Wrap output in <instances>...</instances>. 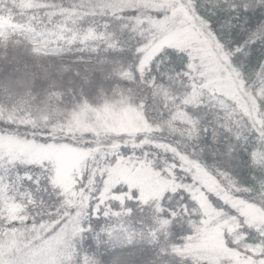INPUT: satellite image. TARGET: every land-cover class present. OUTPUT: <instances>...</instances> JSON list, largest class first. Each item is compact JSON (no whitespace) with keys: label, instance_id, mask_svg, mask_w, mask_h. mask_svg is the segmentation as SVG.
Masks as SVG:
<instances>
[{"label":"snow or ice","instance_id":"obj_1","mask_svg":"<svg viewBox=\"0 0 264 264\" xmlns=\"http://www.w3.org/2000/svg\"><path fill=\"white\" fill-rule=\"evenodd\" d=\"M183 7L188 9L189 14H194V18L207 23V32L214 34L223 44L221 36L224 33L225 25L230 24L219 9H214L210 0H177L170 8L160 11H143L140 8L124 10L112 15H100L85 20L84 27H95L98 32L110 34L108 44H115L117 50L108 45L101 44L100 52L107 53V57L112 63L127 64L133 70L135 82L140 85V75L135 72V68L141 65L145 59L147 51L152 47L159 46L163 33L158 34L151 25L153 21L159 23L169 19L173 12ZM242 10L247 14L250 12H264V3L256 0L254 7L242 6ZM145 18H147L146 22ZM239 17H237L238 19ZM177 21L182 20V16L176 17ZM264 23V16L260 18ZM187 21H185V25ZM232 43L226 47V51L232 55L229 57L230 66L225 65L229 72L238 75L244 85L246 92L255 95L257 92H264V57L256 54L259 46L264 51V40L257 45L256 41L249 43L243 34H238L229 28ZM207 32L205 34H207ZM34 39L36 37H33ZM100 53L98 52L97 55ZM199 61L194 51L191 49L179 50L174 47H161L158 54L148 65L147 74L144 76V84L136 88L137 103L143 100L146 109L152 110L153 119L158 120L161 127L160 132L154 133L150 139L153 143H145L140 148V153L149 159L159 161L158 170L164 171L166 167H171L178 183L194 190L204 191L195 179L194 170L186 167L185 159L188 161H202L205 166L211 159L213 163H224L228 165L233 175L238 178V186L246 191L234 193L250 202H264V167L257 168L252 165L251 155L257 147L264 148V129L259 133L249 123L243 115L235 110L233 105H229L220 111L219 105L221 97L209 95L204 91L201 95V106L198 108L186 109L197 121L201 132L200 147L195 145H183L173 138L164 127V122L171 116L172 105L165 109L163 100L153 96L154 88L169 89L171 95L177 97L175 104L183 107L181 101L185 99L193 89L190 86L195 81L193 70L200 71ZM52 73L53 79L56 77V68L46 69ZM84 78L88 73L77 69ZM193 76V81L189 77ZM72 77V73H66L64 81ZM177 78L179 83H177ZM73 82L80 80V76L72 77ZM62 81L61 83H63ZM151 83L152 87H148ZM203 84L204 81H199ZM83 87V85H81ZM128 87H135L128 85ZM0 89L9 98L6 104L9 112L15 105V93L18 91L16 80L11 77L0 81ZM88 95L97 94V86L92 82L88 85ZM262 110L260 118L264 119V101L261 102ZM23 115V113H21ZM232 119L241 121L242 136L237 138L235 128L231 125ZM53 121H48L47 126H41L37 120L35 125L18 124L13 120L9 122L7 118L0 119V139H12L18 144L35 143L38 145H48L53 143L50 136V125ZM225 127H232L233 131H225ZM166 145H171L175 151H167ZM200 148L210 149V152H200ZM123 148L118 155H123ZM24 153H10L0 150V264H131L129 256L131 254L118 253L110 259L101 256L98 260L95 256L88 257V251H95L102 246V241L107 238L120 244L121 237L117 234L116 228L106 226V222L113 217L117 219L121 215L131 218L135 210L125 201L122 208H111V211L101 206L97 207L99 200L94 204L89 200L87 209L72 208L65 203V197L53 186L54 168L47 161L41 160L39 163L29 162ZM112 160L105 159V164L112 163ZM100 167L101 165H97ZM156 166V165H154ZM167 175V172L164 173ZM219 179V176H217ZM84 183L87 182L85 177ZM210 202L218 210L229 215L236 213L231 210L221 200L211 194L205 193ZM132 199L137 204V194L133 192ZM10 205L22 207L24 210L19 213V218H12L8 214ZM164 207L167 211L164 216L169 217L170 213H177V221L180 217L183 222L188 219L199 220L200 213L193 195L186 189H182L165 197ZM146 205H140L141 214L144 213ZM185 211L188 215L185 216ZM195 211L196 215H192ZM154 219V217H153ZM182 222V223H183ZM52 225L48 228L46 226ZM78 225L79 244H76L77 237L71 233V228ZM127 232V229H121ZM155 231L149 227V235ZM175 238H180L177 242L183 243L185 233L181 228L174 229ZM243 240L236 245L237 248L244 246L264 248V228L253 231L245 228L243 230ZM143 237L144 233H140ZM130 246L132 237L129 236ZM157 241H153L155 243ZM76 251L73 254L72 248ZM71 255V259L69 256ZM247 255V253H246ZM259 264L264 260V253L259 257H253ZM179 261L169 248L161 247L156 257L149 264H174ZM180 264H192L191 261H182Z\"/></svg>","mask_w":264,"mask_h":264},{"label":"trees","instance_id":"obj_2","mask_svg":"<svg viewBox=\"0 0 264 264\" xmlns=\"http://www.w3.org/2000/svg\"><path fill=\"white\" fill-rule=\"evenodd\" d=\"M261 2L264 3V0H261ZM255 4L256 0H220L217 3L212 1L214 9H219V11L231 21L230 24L225 25L224 33L221 36L224 46L223 49L226 50V47L232 43L229 28L238 34L245 35L249 43L256 41L257 45H259V42L264 40V23L260 22V18L264 16V12H250L246 14L242 10V6L247 5L249 8H252ZM134 8H140L145 12L149 10L155 11L149 7L147 0H0V39H5L9 41L10 44H14L20 49H25V47L29 46L31 49H33V47L35 49L41 48L39 51L49 55L55 60L53 65L44 62L40 63L37 60L26 58L30 55L28 53H24L22 56L21 53H16V51H12L11 53L10 47H0V81L11 77L13 80H16L18 84V91L15 93V105L11 112H9L8 107H6L9 98L3 90L0 89V110L3 111L4 115L9 113L10 115H16V119L20 118L21 121L18 122V124L33 125L32 122H23L26 118H29L25 113L29 112V110L34 112L33 108L43 109L42 107L36 106V104H38V95L41 94L49 96L50 104H53L64 116H68L69 114L71 116L73 113L72 111L77 110L83 104L100 107L106 103L127 102L134 108L138 109L146 123L149 126L154 127V130L149 138L145 140L143 138V133H139L136 140L143 141L136 146L122 147L124 151L123 155L129 156L131 159L138 161L144 160L148 163V167L165 178L164 180L168 182V185L178 184L176 188L168 186L164 188L162 193L156 198L144 202L139 198L137 189L130 191L129 187L124 184H118L107 189L103 180L98 178L96 180L97 183L94 185V190L90 192L88 180L91 178L92 172L91 167L89 166V161L86 160L81 168V175L79 176L76 172L73 176L74 182H77L75 187L78 197H80L81 193H85L86 196L83 203L72 204L67 191L62 185L55 181V163L49 159L43 160L53 165V186L65 197V203L69 207L87 209L89 200L95 204L98 199L99 204L97 207L103 206L106 211H111L109 205H111L112 208H122L125 201H128L129 206L135 210V214L131 218L121 215L120 218L117 219L115 214H113V217L106 222V226L118 230L117 234L121 237L120 244H117L114 241H109L105 238L102 241V246L100 248L96 249L94 252L87 250L88 257L83 258L87 259L91 256H95L98 260L103 256L105 259H110L113 255L122 253L125 255L131 254L129 256L131 264H149V262L156 257L159 249L163 246L169 248L170 251L179 258V261L174 262V264H180V262L186 260L191 261L192 264H210L207 261H202L186 254L182 250L188 239L196 233V226L199 225L201 213L198 221L188 219L186 222H183V217H180V221H177L179 210L175 214L170 213V218L163 215V213L167 211L166 207L163 206L165 197L175 195L176 192L182 189H186L191 195H193L191 188H187V186L177 182L170 166L166 167L163 172L159 171V161L149 159L146 155L140 153V148L145 143H153L150 138L154 133L160 132L161 127L158 120L153 119L152 110L150 108H145L144 101L140 100L139 103H137L138 97L135 89L144 84V76L147 74L148 65L160 50L147 64L138 65L135 68V72L140 75V85H137L135 82V75L130 66L127 64L112 63V60L107 58L111 56L110 53H107V48H105L104 52H100L101 44L108 45V47L118 51L114 43L108 44L110 34H106L102 31L98 32L95 27L83 26L85 20L92 17L98 18L100 15L110 16L113 13H120L124 10ZM237 17L239 18L237 19ZM146 20L147 18H145L144 22H146ZM33 37L36 38L34 39ZM9 46L12 47V45ZM165 46L173 47L170 45ZM18 47L14 46L13 50ZM2 49L7 50L10 53L7 54V52ZM98 52L100 53L99 55H97ZM106 53L107 57L105 56ZM229 54L230 56L232 55L231 53ZM256 54L258 58L264 57V51H261L259 46L256 48ZM52 68L57 69V79H53L52 73L46 70ZM77 69L86 71L88 77L84 78ZM69 72L72 73V77L80 76V80L74 83L72 77H68L67 80L64 81L65 74ZM193 76L195 77V81L190 84L193 91L181 101L183 107L175 104L177 97L171 95L169 89L154 88L153 96L156 99L163 100L166 110H168L169 105H172L171 116L164 122V127L170 134V138L175 139L183 145H195L199 148L201 141V132L198 127L199 121L190 115L186 109L200 107L202 103L201 95L205 90H199L200 83L197 73L194 70ZM193 76L189 77L190 81H193ZM62 81L64 82L61 83ZM89 82H92L97 86V94L95 96L86 94ZM177 83H179L178 78ZM81 85H83V87ZM128 85H134L135 87L130 88ZM148 87H152V84L149 83ZM247 95H249L248 98L251 101L249 112L239 106L236 101H227V103H229L228 105L220 103L219 109L220 111H223L229 105H233L235 110L241 113L249 123L253 124V127L259 133L260 129H264V119L260 118L262 110L261 102L264 101V92H257L255 95H252V93L249 92ZM122 96L128 98L126 102H119ZM21 113H23V115H21ZM3 117L0 119H3ZM179 119L188 122L192 126L189 130V134H181L175 128ZM56 120L57 119H55V123ZM231 125L235 128L234 134L237 138H240L242 136L241 121L238 119H232ZM225 131H233V128L225 127ZM84 134L91 136L90 133ZM75 139H79V137ZM52 140L57 143L71 144L76 149L77 147H81V144H79L80 142H76L78 140L71 139L70 137L61 140L58 138H55L54 140L52 138ZM261 141H264V136H261ZM86 145L87 144H84V146ZM165 147L167 151L172 152L171 149L174 151V148H172L171 145H166ZM200 152H210V149L200 148ZM111 160L113 162L106 164L107 166L112 165L115 162V158H112ZM251 160L254 167H264V148L257 147L252 152ZM199 162L209 173L224 176L225 178L223 181H231L236 186L235 193L246 191L238 186V178L231 173L227 164L213 163L211 159L207 166H205L202 161ZM33 163H39V161H33ZM165 172H167V175L164 174ZM85 177L87 178L86 183L83 182ZM133 192L137 194L139 204L133 201L132 196L127 195V193L132 194ZM206 193H211L217 196L223 204H226L236 213L235 215H229L223 211L229 217H235L238 220L241 225V233H243L245 228L256 231L248 226L246 219L236 208L224 201L217 193L210 191H206ZM105 194L107 199L104 203H101L100 196ZM111 194H122V199L111 197ZM234 197L241 198L244 202L249 205H255L264 212V202H250L248 199L242 198L239 195H234ZM194 200L197 203L195 198ZM104 204H108V206L106 205L107 208ZM141 204L147 206L143 214H141L139 210ZM13 206H15L16 211L12 216H9L12 218H19V213L24 209L16 205ZM184 215L187 216L188 212L185 211ZM192 215H196L195 211H193ZM46 227L50 228L52 225ZM149 227L155 229L151 236L149 235ZM122 228L127 229V232L121 231ZM175 228H181L185 233L182 238L183 243L177 242L180 238H175ZM79 232L80 229L78 225L72 226L71 233L73 236L77 237V245L79 244ZM141 232L144 233L143 237L140 235ZM129 236L132 237L130 246H122L128 244L127 238ZM153 241L157 242L153 243ZM241 241L234 244L230 239H227V244L230 247L236 248L241 253L245 255L247 253V256H250L251 253L244 248L245 246L241 248L236 247ZM75 251L76 248L74 246L72 248V253L74 254ZM259 256L261 255L254 257ZM71 258L70 255L69 259Z\"/></svg>","mask_w":264,"mask_h":264},{"label":"rangeland","instance_id":"obj_3","mask_svg":"<svg viewBox=\"0 0 264 264\" xmlns=\"http://www.w3.org/2000/svg\"><path fill=\"white\" fill-rule=\"evenodd\" d=\"M212 1L217 3L220 0H210L211 3ZM147 2L150 8L160 11L170 8L177 0H147ZM177 16H182L183 19L177 21ZM185 21H187L186 25ZM152 26L158 34L163 33L164 35L159 46L152 47L147 51L141 65L147 64L165 45L181 50L191 49L197 56L198 67L201 69L196 71L198 79L204 81L203 84H200L199 90H205L209 92V95L221 97V104L228 105L227 101H236L247 112L250 111L251 101L247 95L249 92L245 91L238 75L227 71L225 68V65L230 66V54L223 49V44L214 34L207 32L208 26L205 21L194 18V14L190 15L188 9L179 7L169 19L159 23L153 21ZM206 32L207 34H205ZM14 46L18 47L5 39H0V47H10L11 53L16 51L22 56L24 53H28L30 55L26 58L37 60L40 63L53 65L55 62L49 55L39 51L41 48L35 49L33 47L31 49L29 46L25 49L18 47L13 50ZM3 51H6L7 54L10 53L7 50ZM49 98L46 94L38 95L36 106L43 109L33 108L35 113L29 110L25 113L29 118L23 122H32L35 125L36 121L39 120L43 127L48 125V121H53L50 125V132L52 130L50 136L56 138L72 137V139L78 140L77 143L80 142V149L77 147V150L73 145L66 143L65 145L51 143L42 146L35 143L18 144L12 139H0V150L10 153H24L29 162L52 160L56 166L55 181L67 191L72 204L83 203L86 196L85 193H81L78 197L75 187L77 182L73 180L74 173L77 172L79 176L81 175V168L86 160L89 161L92 172V176L88 180L90 192L94 190L96 180L100 178L107 189L126 183L125 185L129 187L130 191L137 189L139 198L147 202L156 198V195H160L163 188L168 186L176 188L178 186V184L171 183L168 185V182L164 180L165 178L148 167V163L144 160L138 161L129 156L118 155L122 147L136 146L143 141L136 140L139 133H143L145 140L154 130V127L146 123L140 111L126 102L127 97L122 96L119 101L126 103H106L100 107L83 104L77 110L72 111L71 116L70 114L64 116L61 111L59 112L53 104H50ZM3 115V111L0 110V118ZM15 116L8 113L4 115L3 119L7 118L9 121L20 122V118L16 119ZM55 119H57L56 123ZM175 128L181 134H189L192 126L179 119ZM84 133H90L91 136ZM77 137L79 139H75ZM84 144L87 145L84 146ZM171 150L173 151V149ZM106 158L108 160L115 158V162L107 166L104 163ZM97 165L101 166L98 167ZM185 165L194 170L195 179L204 191L191 188V192L198 203L201 218L199 225L196 226V233L188 239L182 249L184 253L210 264H257L253 257L264 253V248L245 246L244 248L251 253L250 256H247L236 248L230 247L227 244V239H230L234 244L242 240L241 225L235 217H229L223 211L216 209L205 193L206 191L217 193L224 201L236 208L246 219L248 226L256 231L264 228V212L257 206L249 205L241 198L234 197L233 193L236 191V186L231 181H223L224 176L209 173L198 161L185 159ZM217 176H220L219 179ZM159 189L161 193H156ZM128 195L131 196V193ZM111 197L122 199V194H111ZM100 199V202L104 203L107 199L106 194L101 195ZM106 205L108 206V204ZM15 211V206L10 205L8 208L9 215L12 216ZM259 264H264V260H261Z\"/></svg>","mask_w":264,"mask_h":264}]
</instances>
